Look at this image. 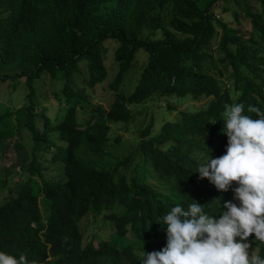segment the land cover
<instances>
[{"label":"trees","instance_id":"obj_1","mask_svg":"<svg viewBox=\"0 0 264 264\" xmlns=\"http://www.w3.org/2000/svg\"><path fill=\"white\" fill-rule=\"evenodd\" d=\"M0 13V64L21 65L0 82L28 88L27 104L0 115V125L16 116L28 138L19 178L6 168L0 252L29 264H142L143 251L166 247L162 217L177 204L194 200L216 219L225 202L239 206L235 182L218 191L197 168L226 154L225 105L242 103L253 119L249 105L264 112V0H0ZM47 78L63 83V116L41 107ZM99 91L108 110L94 104ZM188 99L208 101L176 107ZM80 110L91 113L83 122ZM54 134L65 143L56 151ZM7 149L0 133V159ZM57 167L61 181L48 180ZM251 247L264 258V242Z\"/></svg>","mask_w":264,"mask_h":264},{"label":"clouds","instance_id":"obj_2","mask_svg":"<svg viewBox=\"0 0 264 264\" xmlns=\"http://www.w3.org/2000/svg\"><path fill=\"white\" fill-rule=\"evenodd\" d=\"M244 111L242 103L225 105L222 134L228 137L226 154L219 158L209 155L197 168L200 179L207 178L218 191H228L235 182L238 187L233 189V199L239 206L225 202L227 211L216 219L194 200L187 209L177 204L162 217L166 247L159 252L143 251L142 264H264V258L256 255L249 259L252 243L264 242V112L249 105L247 112L258 117L253 119L242 114ZM214 201L220 206L219 199ZM250 236L254 241L248 243ZM0 264L29 262L24 254L17 259L0 252Z\"/></svg>","mask_w":264,"mask_h":264},{"label":"rangeland","instance_id":"obj_3","mask_svg":"<svg viewBox=\"0 0 264 264\" xmlns=\"http://www.w3.org/2000/svg\"><path fill=\"white\" fill-rule=\"evenodd\" d=\"M230 7H233V9H239L235 3L230 2L229 3ZM1 15V13H0ZM110 48H112L110 46ZM144 54L146 56V52L144 50H140L137 53V56ZM142 57L138 60V65L135 71L130 73V77L126 80V85L122 89L125 94H129L134 86L137 83L138 76H139V69L142 63ZM107 65L110 69H113L115 67V63L112 60V51L108 53L107 55ZM21 68L20 63H15L13 65H1L0 64V73L2 74H13L18 69ZM112 71V70H111ZM40 86H43L42 89L40 90V93L44 94L42 98L39 100L42 103L41 107L46 106V114L50 117H58V116H63L64 112L62 110V107H60V103L57 100L55 96L56 93H61L63 83L59 81H53L50 80L49 78L45 79V81L39 82ZM26 85L25 83L20 82L19 80H8L5 83L0 82V115L4 114L7 111L14 112L17 109L23 107L25 104H27L28 98H26ZM102 92H98V96L96 95L93 99L94 104H99L103 106L105 109H109L108 103L105 102V100L101 97ZM208 100L207 99H202V100H194V99H188L187 101H184L183 103H180L176 105V107L180 110L182 109H192V108H199L202 104H205ZM65 107V105H63ZM59 108V109H58ZM40 111V110H39ZM91 113L79 111L78 116L81 122L83 120H87L90 117ZM171 117L175 118L178 116L177 112H171ZM37 125L41 129L43 126V122L41 120H37ZM18 123L16 121V116H8L6 121L3 123V125H0V133L4 134V139L5 143L7 145V151H5L6 156L2 157L0 159V198L5 195V192L9 186L13 185V180L9 182V185L4 186V180L6 176V168L13 167L15 170V174L13 175V179L17 180L19 178V175H21L19 169L20 167V161L24 158L25 155V150L24 148L20 147V143L24 144L26 146V143H28V138L27 136H24L23 139L16 134V129H17ZM112 126V124H111ZM112 130L116 134H120L124 137V140H134L133 134L130 132H127L124 128L121 127H115L112 126ZM52 143L55 144L56 147H53L52 151H56L58 147H65V143L62 142L58 137L57 134H54V136L51 138ZM58 146V147H57ZM43 158L47 159L46 156H43ZM19 174V175H18ZM47 176L48 180H52L53 182L61 181L63 178V175L61 174V170L59 167L53 169L51 168L48 171ZM83 227L85 230L86 223L83 222ZM91 231V229L89 230ZM237 241H239V237L236 238ZM249 243V241H247ZM252 251V247L249 248V258L251 259V256L254 255V252Z\"/></svg>","mask_w":264,"mask_h":264}]
</instances>
